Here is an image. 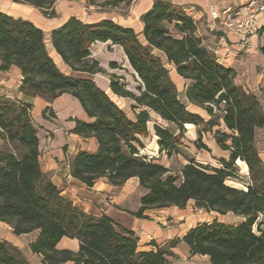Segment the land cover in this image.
Instances as JSON below:
<instances>
[{
	"label": "trees",
	"instance_id": "trees-1",
	"mask_svg": "<svg viewBox=\"0 0 264 264\" xmlns=\"http://www.w3.org/2000/svg\"><path fill=\"white\" fill-rule=\"evenodd\" d=\"M59 0H17L55 17ZM127 0H88L89 6L117 8ZM131 0H128L130 2ZM101 4V5H100ZM141 33L113 20L87 23L70 18L49 37L29 20L0 12V71L19 69V91L29 98L53 103L63 95L79 102L89 122L74 120V133L94 139V152L80 151L69 160L70 175L92 188L99 180L115 187L136 178L148 193L135 216L146 219L149 210L176 207L216 217L198 223L169 248L139 250L133 231L119 227L106 215L96 217L76 208L61 195L41 164L39 131L32 104L0 97V222L14 235L38 233L30 245L45 264H168L170 248L184 243L192 257H207L210 264H264V161L256 144L257 130L264 129V108L257 95L235 83V72L220 63L203 46L198 23L179 6L154 0L140 18ZM97 43L120 47L139 83L138 94L126 90L113 77L110 90L133 103L134 118L120 108L95 81L63 72L48 45L72 73L104 74L93 58ZM264 54V48L262 49ZM115 68V65H111ZM185 81L183 96L208 117L189 110L180 98L171 70ZM264 98V88L260 89ZM52 112L47 107L44 110ZM153 117L174 129L153 126L160 153H179L187 125L212 134L216 145L229 153L216 159L218 166L188 161L178 173L146 155ZM199 150L205 146L196 143ZM238 161L248 168L243 181ZM233 216L236 223L219 217ZM63 238L79 242L77 253L59 250ZM0 264H29L21 251L0 241Z\"/></svg>",
	"mask_w": 264,
	"mask_h": 264
},
{
	"label": "crops",
	"instance_id": "crops-1",
	"mask_svg": "<svg viewBox=\"0 0 264 264\" xmlns=\"http://www.w3.org/2000/svg\"><path fill=\"white\" fill-rule=\"evenodd\" d=\"M59 1H63V0H59ZM167 1H170L172 4L181 7L185 12L188 9L187 8L188 5H192L193 9L195 8L194 12H189V13L186 12V13L188 16L192 17L194 21L198 23L197 35L200 38H202L203 46L207 48L208 50H211L214 52L216 50L215 47H219V49H221V48H224L228 43H236L238 41L236 37L228 35L224 31L218 32L217 29H215L212 26V17H211L210 10H211V7H214V9H216L223 17L225 11L232 9L233 6L234 7L240 6L244 4L245 2H247L248 0H167ZM153 2L154 0L149 2V4L140 12V15H139L140 17H139L136 27H132L129 25L128 26L121 25V26L132 28L135 31L138 30V32L141 33L143 29V25L140 21V18L143 14H145L152 8ZM16 3H18L19 5H16L15 7H12L10 11L8 10L7 12H3V13L8 14L14 18H21L24 20H29L36 27L43 30L46 34L47 33L50 34L52 30L61 27L65 22L69 20V19L66 20L59 27L53 28L49 20L45 18L37 17V15H35V12L32 11L34 7L27 5V4L19 3V2H16ZM34 9H37V8H34ZM31 17H35L36 20H31L30 19ZM96 22H100V21L88 22V23H96ZM259 25H260V35L261 36L251 38L250 43L247 45L245 51H243L244 53L243 55L239 57L227 55L225 53L224 54L221 53L220 55H217L221 64H223L227 68L232 69L235 72V75H236L235 83L238 86L245 87L246 89H247V87L245 86L246 79L243 78L240 80L237 75L239 70H242V67L245 64H248V61L255 62L258 66L264 67V54L262 53V49L264 48V17L259 20ZM97 44H104V45H107L108 47L110 46V48L116 47V46H111L109 43H97ZM48 47H49L48 48L49 52L52 58L54 59V61L56 62V64L58 66L59 65L65 66L62 63L60 57L56 55V53L53 51L50 44L48 45ZM92 56H93V52H92ZM0 65H1V61H0ZM66 69L68 70L67 74H70L71 76L78 77V78H88L94 81L93 78L95 77V75L90 76L88 74H83V73H72L67 67ZM173 72L175 73V80L178 83L182 82L185 86V81L176 74L175 70H173ZM259 72H261L260 69H259ZM132 74H134L133 70H132ZM21 81H22L21 72L16 67H12L11 69H9V71H6V72L0 71V97L16 99L24 103L32 104L35 107L40 106L41 108L43 107L41 105V103L43 102V103H46V106H51L53 110L57 111L58 110L57 106L61 104L60 99H62L64 96H68V98L70 97L72 98V100H74L73 102L78 108V110L75 113L76 115H72L73 112L69 110H65V111L58 110L56 112V116H57L56 124L58 126L56 125H52V126L54 128H57V127H60V128H57L59 131L57 141L59 143L57 142L55 150H52V149L48 150L39 136L42 169L44 172L50 175L53 184L61 192V195L67 200L71 201L73 205L76 208L80 209L81 211L89 215L96 216V217L106 215L111 220H113L114 223L118 225L119 227L125 228L129 231H133L135 233V236L139 240V250L140 251H143V252L155 251L156 248L154 245L164 247L165 244H167V242L172 239V237L169 236L168 231H164L161 229L158 221L155 220L157 218L152 217L153 212L161 211V210L147 211L144 214L147 217L146 219H140L135 216V214H137V212L140 209L142 198L148 193V191L145 188L140 186L138 179L136 178L130 179L121 187L112 186L106 180L102 179V180H99L94 185V187L89 188L82 182L71 177L70 169H69V160L73 156H75L77 153H79L80 151L94 152L97 148L96 142L94 139H85L73 132L75 129L74 120L78 119V120L86 121V122L90 121V119L87 117V115L83 111L79 102L75 100L73 97H71L70 95H63L59 99H57L55 102H53L52 104L47 103L40 98L33 99V98L26 97L19 91V88L21 86ZM248 82L250 81H247L246 84H248ZM259 84H261L260 86L261 88H264V71H263V74L259 77ZM182 101L185 102L187 106L194 107L193 105H190L186 101L185 98ZM193 127H194L193 125L186 126L187 129H191ZM65 130L70 132L71 138H69V142L66 141L63 135V131ZM68 144L70 145V150L73 148L72 154L70 156H67L66 153H63L60 150H58L60 146L62 147L69 146ZM158 148L159 147L157 145V150H159ZM261 159L264 161L262 157ZM237 165L242 166L246 174H248V168L245 165V163L238 161ZM192 203L194 206V202ZM169 209H174L177 215L182 214L184 210V209L181 210L176 207H171V208L163 209V210H169ZM219 218H227V217H219ZM192 228L193 227H190L189 230H191ZM37 235L38 233L16 236L14 235L11 227L0 222V241H8L12 243L13 245H15L16 247H18V249L27 259L29 264H45L42 260V257L39 255L33 254L30 249V245L36 240ZM182 238L183 237L178 238V239H182ZM179 244H181L185 252H187V254L190 255L188 247L184 243H179ZM169 246L170 244H168L165 248H169ZM177 246L175 248H177ZM175 248H170V251L173 253V255H176ZM57 249L69 250L71 252L77 253L79 250V242L75 239L63 238L59 242ZM195 257L205 258L209 262L207 257L194 256L193 258ZM65 264H73V262H68Z\"/></svg>",
	"mask_w": 264,
	"mask_h": 264
},
{
	"label": "rangeland",
	"instance_id": "rangeland-1",
	"mask_svg": "<svg viewBox=\"0 0 264 264\" xmlns=\"http://www.w3.org/2000/svg\"><path fill=\"white\" fill-rule=\"evenodd\" d=\"M17 0H0V11L7 12L12 7L19 5L16 3ZM153 0H128L117 8H104L101 6H89L87 0H63L59 1L55 4V17L48 18L42 15V13L38 9H32L35 12V15L40 18H45L50 21V24L53 28L59 27L66 20L70 18H78L84 22H95L101 20H113L114 22L120 25H129L132 27H136L140 12ZM251 0H248L244 4L240 6H233L232 10L243 8ZM100 3L103 0H99ZM101 5V4H100ZM192 5L187 6L188 12H194L195 8H192ZM31 20H36L35 17H31ZM217 26H219L220 22L216 21ZM213 26V20H212ZM218 32H222L216 27ZM138 32V30H136ZM139 33V32H138ZM49 37L50 34H46ZM260 32H259V35ZM234 43H228L226 46H231ZM215 49H219V47H215ZM93 58L97 59L100 63V66L104 69V74H97L93 78L96 84L107 92V94L128 114L130 118H134V110L131 108L133 103L127 99L120 98L112 93L110 90V82L113 77L122 78L120 79V84L125 85L126 90L133 92L134 94H138L139 83L136 78H134L132 74V70L130 69L122 50L118 47H108L104 44H97L92 48ZM224 54V52H222ZM226 54V53H225ZM241 52L237 57L243 55ZM263 63V62H262ZM111 65H115V68H111ZM263 65V64H262ZM60 69L64 72H68L65 66L59 65ZM257 68V70H256ZM259 69L261 72H259ZM264 67L258 66L255 62L248 61V64H245L242 67V70H239L237 73L239 79L245 78V86L247 89L253 93H255L261 102L264 108V100L261 96L260 89L261 84H259V77L263 74ZM171 76L174 79L179 95L182 100L183 98V89L184 84L182 82H177L175 80V73L171 70ZM247 81H250L247 83ZM72 98H68V96H64L60 99L61 104L57 106L59 111L69 110L73 112L72 115H76V111L78 110L77 106L74 104ZM43 106H33L32 108V116L35 122L36 127L39 131V136L42 139L45 147L49 150H55L58 140V129L60 127L54 128L52 125H56L57 116L56 110H53L51 106H46V103H41ZM49 107L52 112H46L43 116L44 110ZM189 110L194 113H197L203 116L205 119L208 117L206 114L198 108H194L192 106H188ZM158 124L162 127H168L169 129H174L172 126H168L166 123L160 121L159 119L153 117L149 127L152 133L151 138L145 140L146 148L144 149L146 155L150 158H153L155 162L165 166L172 170L173 173H178L182 167L188 161H195L200 164H210L213 166H218L216 159H228L229 153L222 151L215 143L212 134H202L201 142H199L200 129L197 127H193L191 129H185L183 134V139L181 142V146L178 148L179 153L173 155L171 158H168L165 153H160L157 150V141L158 139L154 136L153 126ZM63 135L66 141L69 142V138H71L69 131H63ZM256 144L257 149L260 156L264 159V129L257 130L256 135ZM59 143V142H58ZM196 143L199 145L205 146L204 149L199 150L197 148ZM69 145V144H68ZM159 149V148H158ZM63 153H66L67 156L72 154L73 148L70 150V145L58 148ZM240 176L243 178V181H228L229 185L242 187L247 182L246 172L244 171L242 166H239ZM155 220L158 221L159 226L162 230L168 231L169 236L172 237L171 240L165 244L163 248H165L168 244H171L173 241L181 238L185 235V233L189 230L190 227L196 226L198 223L210 222L212 221L216 215L207 214L194 209L193 203L191 202L188 206L183 210L182 214L177 215L174 209L169 210H161L153 212ZM222 221L228 223H236L239 219L229 216L227 218H220ZM174 257L169 258V264H209V262L205 258L201 257H191L185 250L182 248V245L179 244L177 248H175ZM178 257V258H177Z\"/></svg>",
	"mask_w": 264,
	"mask_h": 264
},
{
	"label": "built area",
	"instance_id": "built-area-1",
	"mask_svg": "<svg viewBox=\"0 0 264 264\" xmlns=\"http://www.w3.org/2000/svg\"><path fill=\"white\" fill-rule=\"evenodd\" d=\"M210 11L213 27H218L219 30L238 39L233 45L217 49L214 53L220 55L224 52L227 55L237 56L245 51L251 38L259 35V20L264 17V0H251L243 8L229 9L224 12L223 17L214 7H211ZM216 21L220 22L219 26Z\"/></svg>",
	"mask_w": 264,
	"mask_h": 264
}]
</instances>
